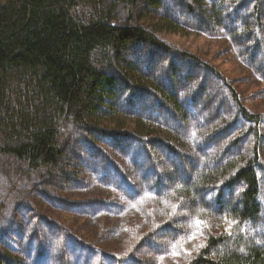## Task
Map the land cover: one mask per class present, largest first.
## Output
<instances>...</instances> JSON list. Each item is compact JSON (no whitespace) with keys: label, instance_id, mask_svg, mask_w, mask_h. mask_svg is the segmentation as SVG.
Masks as SVG:
<instances>
[{"label":"trees","instance_id":"1","mask_svg":"<svg viewBox=\"0 0 264 264\" xmlns=\"http://www.w3.org/2000/svg\"><path fill=\"white\" fill-rule=\"evenodd\" d=\"M239 1H249L248 7L237 0H0V167L19 178L59 175V168L68 169L66 153L73 141L67 139L73 135L84 139L95 157L105 155L98 142L103 145L111 138L138 143L153 159L163 151L185 160L192 153L185 150L177 129L192 128L190 108L208 106L200 101L207 88L203 78L210 72L227 88L235 107L230 119L209 133L207 129L200 139L201 149H216L199 155L218 158L223 165L198 172L196 181L180 182L179 199L194 204L197 189H207L218 208L209 213L227 216L231 230L206 233L205 247L187 264H264V248L245 243L243 234L246 226L258 227L264 217L258 168L264 116L248 110L215 67L158 36L181 32L194 21L215 34L226 27L238 57L254 66L249 56L258 53V67L264 69V2ZM117 2L127 11L123 22L114 21ZM206 12L210 17L200 21ZM184 63L186 71L178 68ZM139 95L150 101L137 102ZM240 118L247 122L245 130L225 146H215L217 137L228 129L231 133ZM244 140L245 156L228 154ZM234 190L235 200L227 195ZM9 205L0 206V217ZM28 205L21 203L24 212ZM62 257V264H70L64 253ZM0 264L28 263L0 252Z\"/></svg>","mask_w":264,"mask_h":264},{"label":"rangeland","instance_id":"2","mask_svg":"<svg viewBox=\"0 0 264 264\" xmlns=\"http://www.w3.org/2000/svg\"><path fill=\"white\" fill-rule=\"evenodd\" d=\"M237 2L243 3L244 9L249 5V1ZM207 9L210 12V7ZM262 11L264 21V6ZM208 12L202 14L200 21L210 17ZM113 14L114 21L123 22L127 18L125 6L119 2ZM194 22V26L185 23L181 32L163 31L158 36L215 67L227 84L239 92L248 110L264 116V69L258 67L260 54L249 56L254 65L251 66L236 54L226 27L224 32L215 34L205 24ZM178 68L186 71L187 65L180 64ZM203 82L207 88L200 103H206L210 109L190 108L192 128L178 126L177 129L180 142L192 153L185 160L163 151L153 159L140 144L111 138L103 145L98 142L105 155L95 157L84 139L73 135L67 139L73 141L69 143L72 150L66 153L68 169L59 168L56 171L59 175L19 178L18 174H8L0 167V206L10 204L0 217V252L15 255L28 264H62L63 253L70 264H187L190 257L205 247L206 233L219 234L230 226L225 221L227 216L209 213V209L218 208L207 189H197L194 204L186 205L179 199L180 182L196 181L198 172L209 171L215 164L223 165L218 158L211 161L212 156L199 155L201 151L211 154L216 149H201L200 139L207 129L209 133L220 121L230 119L235 107L227 88L210 72ZM136 100L150 101L142 95ZM185 105L190 103L187 101ZM246 127L247 122L240 118L231 133L228 134L230 129L226 130L214 145L225 146ZM262 130L264 134V122ZM247 146L246 140L241 141L228 154L238 152L245 156ZM203 157L205 161H200ZM258 168L264 202V137ZM227 195L233 200L238 198L235 190ZM23 201L30 204L26 206L28 212L21 206ZM35 213L37 217L32 218ZM35 222L39 228L33 225ZM17 229L22 231L20 236L14 234ZM243 234L245 243L264 248V217L258 227L246 226ZM231 248L244 252L238 246ZM40 253L44 257L37 262Z\"/></svg>","mask_w":264,"mask_h":264},{"label":"snow or ice","instance_id":"3","mask_svg":"<svg viewBox=\"0 0 264 264\" xmlns=\"http://www.w3.org/2000/svg\"><path fill=\"white\" fill-rule=\"evenodd\" d=\"M199 223V222H198ZM229 233H230V229H229Z\"/></svg>","mask_w":264,"mask_h":264}]
</instances>
